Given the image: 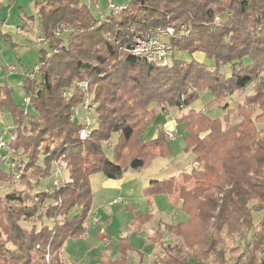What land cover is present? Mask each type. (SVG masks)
Listing matches in <instances>:
<instances>
[{
    "label": "trees",
    "instance_id": "trees-1",
    "mask_svg": "<svg viewBox=\"0 0 264 264\" xmlns=\"http://www.w3.org/2000/svg\"><path fill=\"white\" fill-rule=\"evenodd\" d=\"M97 3L98 9L85 0H37L36 15L28 18L47 43L37 44V75L29 77L34 67L22 69L23 94L30 102L15 104L7 83L0 86V110L11 112L10 133L15 136L9 144L13 154L3 152L6 160L0 161V177L6 178L1 182L13 185L0 195V264H69L62 251L68 241L86 233L94 176L119 180L159 156L167 157L164 130L150 141L144 137L159 112L189 108L203 93L212 95L213 105L227 104L253 82L256 93L246 101L259 107L255 118L246 102L239 106L238 111H245L234 125H229L228 113L225 124L193 109L175 118L186 133L185 151L204 167L153 180L143 193L148 199L173 197L187 220L164 224L136 213L135 222L141 230L155 224L149 240L162 247L163 256L154 264H230L234 258L211 237L222 212L227 234L241 241L231 251L239 254L233 264H256L264 246V131L257 127L264 126V0H129L117 15L106 0ZM182 26L189 34L168 40L173 54L166 67L149 65L129 51L136 35L167 27L178 32ZM198 53L214 65L195 60ZM78 82L88 83L98 104L87 140L79 136L82 117L77 123L72 118L85 94L63 97ZM220 107L225 112L229 108ZM21 159L29 161L27 167ZM13 162L23 167L12 171ZM2 163L9 173L2 172ZM58 166L63 168L60 188L53 184ZM45 180L48 187L40 190ZM74 209L79 212L70 217ZM130 248L127 238L121 239L120 260L103 256L99 264H126Z\"/></svg>",
    "mask_w": 264,
    "mask_h": 264
},
{
    "label": "rangeland",
    "instance_id": "rangeland-1",
    "mask_svg": "<svg viewBox=\"0 0 264 264\" xmlns=\"http://www.w3.org/2000/svg\"><path fill=\"white\" fill-rule=\"evenodd\" d=\"M36 1L37 0H14L11 2V0H1L0 5V86L7 83L9 88L12 90L11 97L14 103L24 106H26L27 97L25 98L23 94L24 77L22 75V69L26 68L31 70V68L40 63V54L37 50V42L40 36L33 31L35 29V24L32 25V21L28 18L36 15L35 13L38 10ZM128 2L129 0H114V3L117 4H126ZM35 23L38 25L40 23V19ZM218 23L219 19L216 18L214 25H218ZM182 27L185 28V33L189 34V30H187L185 26ZM38 45L40 44L38 43ZM194 57L195 60L205 63L209 67L214 65L213 61L205 58L201 53L195 54ZM182 59L187 60L188 56L185 55ZM245 63L248 64L250 61L246 59ZM9 66H15L14 73L11 74L10 70L8 71ZM82 83L83 82L75 84L71 83L69 87L63 91V97L66 100H70L74 98L76 92H80L83 95L85 94V101L89 99L91 103L93 116V111L98 104L94 102L93 96L89 92V86L85 89L81 87ZM256 85L257 84L253 82L246 89L236 92L231 98L226 100L227 104L224 103L225 101H221L220 106L229 107L227 112H225L220 106L211 104L213 97L210 93L201 94L199 99L195 100L189 108L181 110L175 108L169 109V112H159L153 124L147 128L144 137L149 141L154 139L158 134V129L161 126L164 117L167 116L171 118L174 116L179 118L182 114L187 113L189 109L203 111L211 119H219L223 124L226 123L225 121L228 113L231 115L230 123H232L229 125H234L241 121L239 112H243L245 110L242 111L240 109L238 111V108L241 104L246 102L248 107H245V109L248 111L250 117L255 118L261 111L256 104L249 106L248 101L246 100L248 97H253L255 95L257 89L255 88ZM81 105L82 104L78 107H74L73 111L75 112L76 109L81 111ZM28 111L31 114H34L31 108H29ZM13 126V117L11 112L7 107L2 108L0 110V133H10ZM257 127L259 130L264 131L263 125L257 124ZM169 129L175 134V138H167L170 154L167 157L159 156L155 158L141 171H133L132 174H135V180H131L133 183H127L125 189L120 193L123 202L115 205L114 207L107 205L106 211L111 210L109 211L107 217H103V215L98 216L96 214L97 209H95L94 215L87 220L86 226L89 230V237L87 239L82 238L83 240L81 244H79L76 249L85 258V261L83 260V264H98L99 258L95 259V257H99L101 252L112 250L114 252V256L116 255V252L120 253L117 250L118 243L124 238H127V242L131 246V248L127 250L126 264H152V262H157L163 256V249L161 246H158L160 247V250L158 251V249L155 248V245L149 240V237L152 236L153 233L152 226L155 224L151 226L147 225L145 226V229L142 230L139 228L137 229L135 222L136 213L144 216H150L155 221H173L175 224L187 220L186 215L181 212V203L175 204L166 195H156L154 198L149 200L143 193V188L147 186L150 178H162V176H167L169 174L170 176L177 175L185 168H189V171L193 168L202 170L204 167L203 164L194 163L196 157L193 153H187L185 151L186 133L183 126L174 124V126L169 127ZM166 131L167 130H165V132ZM116 140L117 136H114L111 139V149L115 146L117 142ZM110 151L112 150L107 151L109 155L111 154ZM7 153L8 155L13 154L11 151H8ZM16 155L20 158L18 153H16ZM0 161H2L1 158ZM21 161L25 167L28 166L29 161L26 159H21ZM42 163L43 161L41 159L40 165H42ZM2 172H10L5 163H2ZM104 179L105 178L102 175L94 177L92 181V188L96 195L101 187L102 180ZM2 180H6V178L0 177V195H4L13 188V185L10 183H2ZM143 180L146 181L144 182ZM48 184L49 182L47 180L41 182L40 190L47 189ZM133 184L137 186H134L130 192H127L128 187H131ZM94 206L97 208L96 203H94ZM77 211L78 209L72 210L70 212V217L75 216ZM96 217L100 218V221L97 224L93 222ZM259 217V214L255 215L256 221H258ZM45 223L49 225L51 224L49 222ZM22 225H24V227L27 226L28 228L31 227V224L27 223H22ZM36 227L39 228L40 225L37 224ZM211 233V237L218 240L220 245L226 250L228 257L234 258L235 261L239 254H233L231 251L238 248L241 245V241L237 242L236 238H230L227 234L225 219L222 212L217 214L215 228ZM91 249H95L93 253H90ZM155 257H157V259H155ZM116 259L120 260L118 256ZM234 261L230 264H233ZM69 264L76 263L74 260L70 259ZM191 264L196 263L191 261Z\"/></svg>",
    "mask_w": 264,
    "mask_h": 264
},
{
    "label": "built area",
    "instance_id": "built-area-1",
    "mask_svg": "<svg viewBox=\"0 0 264 264\" xmlns=\"http://www.w3.org/2000/svg\"><path fill=\"white\" fill-rule=\"evenodd\" d=\"M89 7H94L96 9L99 8L97 3L98 0H85ZM109 5L110 9L114 12L115 15L119 14L125 7V4H116L114 0H106ZM104 16H100V22H103ZM185 32V28L181 27L180 30L177 32L173 27H167L166 29L162 28H155L150 29L140 35H136L133 38V44L130 47L129 51L135 57L145 60L149 65H156L158 67H166L169 64V59L173 54V49L168 42L169 39L174 38L178 35V33ZM57 36H60V33L57 32ZM37 42V41H36ZM46 44L47 40L43 37H39L37 44ZM51 55V54H49ZM40 65H36L32 72L29 73V77L33 79L35 74L39 71ZM10 70L11 74L14 73L15 66H9L8 71ZM81 87L87 89L88 83L83 82ZM30 99H26V103L28 104ZM92 106L88 100L84 101L81 105V111L78 109L75 110L74 116L72 118H81L82 120V128L79 131V136L81 140H87L90 138L92 134V128L94 125V121L92 120ZM14 137L11 133L7 134L3 132L0 133V158L1 160H6V156L2 153H7L10 151V142L14 141ZM165 137L168 139L175 138V134L171 131L165 132ZM8 138V139H7ZM23 165L20 163H11L10 168L13 170H17ZM19 174L16 175V180H18ZM63 179V168L58 166L55 170V180H54V187L60 188L61 181ZM35 201H38L35 198ZM46 207V205H45ZM239 240V239H237ZM258 261L256 264H264V246L260 249L257 254ZM157 259V257H155Z\"/></svg>",
    "mask_w": 264,
    "mask_h": 264
},
{
    "label": "crops",
    "instance_id": "crops-1",
    "mask_svg": "<svg viewBox=\"0 0 264 264\" xmlns=\"http://www.w3.org/2000/svg\"><path fill=\"white\" fill-rule=\"evenodd\" d=\"M117 4V3H116ZM167 112V111H166ZM169 112V111H168ZM161 117V116H160ZM175 118L176 117H174V116H172L171 118H169V117H164V119H163V121H162V124H161V126L159 127V129H162V130H164V132H165V130H167V131H170V129H169V127H171V126H174V124H177L176 123V120H175ZM169 125H171V126H169ZM158 129V130H159ZM189 168H185L184 170H182L179 174H177V175H172V176H170V174L169 175H167V176H162V178H160V177H153V178H150V180H149V182H148V184H147V186H145L143 189H145L146 187H148L149 186V184H150V182L151 181H153V180H161V179H163V178H166V177H173V176H175V177H177V176H179L182 172H184V171H186V170H188ZM132 170L131 171H128V173H126L125 175H124V177L122 178V179H119V180H109V179H107L106 177H104L103 175V177L105 178L104 180H102V183H101V187H100V192H99V190H98V193H97V195L93 192V188H92V181H93V179H94V177L91 179V189H92V193H93V196H94V198H93V204H92V209H91V212H90V215H89V218H91L93 215H94V210L95 209H97V215L99 216V215H103V217H107L108 216V213H109V211H111V210H108V211H106V207H107V205H109V206H115V205H117V204H120L121 202H123V199L121 198V192L125 189V187L127 186V183H133V181H131V180H135V177H134V173L132 174ZM97 176V175H96ZM144 182L146 181V180H143ZM147 183V182H146ZM135 184V183H134ZM131 185V187H128V190H127V192H130L131 191V189L134 187V186H137V185ZM120 195V196H119ZM130 195H132V194H130ZM166 196H168V195H166ZM169 197V196H168ZM152 198H154V196L153 197H151V198H149V200H151ZM170 198V200L171 201H173L175 204H177V202L174 200V198L173 197H169ZM148 199V198H147ZM94 203H96L97 204V208L94 206ZM104 210V211H103ZM170 217H171V215H170ZM88 218V219H89ZM99 221H100V218L99 217H96L95 219H94V223L95 224H97V223H99ZM162 223H164V224H174V222L173 221H161ZM151 226V225H150ZM154 228V226H152V229ZM89 237V230H88V228H87V226H86V233H85V235L82 237V238H88ZM82 238H80V239H77V240H70V241H68L66 244H65V246H64V248H63V251H62V257H63V259L66 261V262H70V259L71 260H74L75 261V263L76 264H83V260L85 261V258L82 256V254L81 253H79L78 252V250H76L77 249V246L79 245V244H81V242H82ZM104 239H106V238H104ZM166 241L167 242H169V241H171L169 238L168 239H166ZM107 244V243H106ZM106 244H104V245H106ZM158 246H155V248L156 249H158V251L160 250V247H158ZM94 250L95 249H91L90 250V253H93L94 252ZM116 255L120 258L121 257V254L120 253H117L116 252ZM114 256V252L112 251V250H110V251H105V252H101L100 253V256L99 257H95V259H97V258H99V262H98V264L100 263V261H101V259H102V257L103 256H109V257H111V258H113L114 259V257H115V259L114 260H117L116 258H117V256ZM114 256V257H113ZM152 264H154V262H152Z\"/></svg>",
    "mask_w": 264,
    "mask_h": 264
},
{
    "label": "water",
    "instance_id": "water-1",
    "mask_svg": "<svg viewBox=\"0 0 264 264\" xmlns=\"http://www.w3.org/2000/svg\"><path fill=\"white\" fill-rule=\"evenodd\" d=\"M78 122V119H75V123H77Z\"/></svg>",
    "mask_w": 264,
    "mask_h": 264
}]
</instances>
